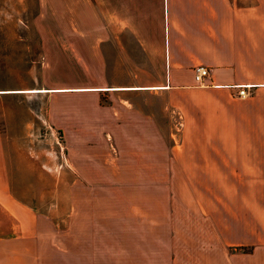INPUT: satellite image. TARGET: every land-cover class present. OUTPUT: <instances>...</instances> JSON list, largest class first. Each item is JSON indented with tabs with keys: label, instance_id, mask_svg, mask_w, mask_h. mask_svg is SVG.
<instances>
[{
	"label": "crops",
	"instance_id": "0c3cea01",
	"mask_svg": "<svg viewBox=\"0 0 264 264\" xmlns=\"http://www.w3.org/2000/svg\"><path fill=\"white\" fill-rule=\"evenodd\" d=\"M36 7L58 9L45 61L73 63L74 81L35 91L78 138L75 174L58 176L69 190L49 207L21 197L18 136L31 120L13 94L34 88L0 76V264H264V0ZM197 64L210 67L204 83Z\"/></svg>",
	"mask_w": 264,
	"mask_h": 264
},
{
	"label": "rangeland",
	"instance_id": "374dc122",
	"mask_svg": "<svg viewBox=\"0 0 264 264\" xmlns=\"http://www.w3.org/2000/svg\"><path fill=\"white\" fill-rule=\"evenodd\" d=\"M249 1L252 0H242ZM38 11L36 0H0V76L16 82L20 89L34 88L13 94L18 97V117L26 116L31 120L26 129L31 134L18 136L21 183L16 186L23 199L49 207L55 202L54 193L69 190L68 184H58V176L68 179L75 174L68 160L73 156L72 151L78 145L74 142L78 138L65 136L52 124L48 118V92L35 91V88L46 84L45 79L49 82L58 78L65 82L74 81V72L68 69L67 60L71 66L73 63L68 56L54 52L47 61L44 58L41 35H54L59 30L57 7H45ZM81 26L88 31V23ZM75 74L82 76L84 71L78 68ZM159 123L165 140L172 141L169 121L163 119ZM17 129L24 130L21 126ZM100 141L97 145L101 144Z\"/></svg>",
	"mask_w": 264,
	"mask_h": 264
},
{
	"label": "built area",
	"instance_id": "2783aa9c",
	"mask_svg": "<svg viewBox=\"0 0 264 264\" xmlns=\"http://www.w3.org/2000/svg\"><path fill=\"white\" fill-rule=\"evenodd\" d=\"M193 72H194V78L200 82L204 83L207 78H209L210 74V67L204 64H197L193 67ZM239 95H246L247 91L245 88H240L239 89Z\"/></svg>",
	"mask_w": 264,
	"mask_h": 264
}]
</instances>
